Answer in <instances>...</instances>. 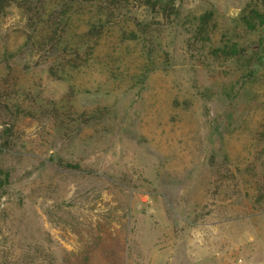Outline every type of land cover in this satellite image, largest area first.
Instances as JSON below:
<instances>
[{
	"label": "rangeland",
	"instance_id": "obj_1",
	"mask_svg": "<svg viewBox=\"0 0 264 264\" xmlns=\"http://www.w3.org/2000/svg\"><path fill=\"white\" fill-rule=\"evenodd\" d=\"M252 1L8 9L0 264H264V66L210 50Z\"/></svg>",
	"mask_w": 264,
	"mask_h": 264
},
{
	"label": "trees",
	"instance_id": "obj_2",
	"mask_svg": "<svg viewBox=\"0 0 264 264\" xmlns=\"http://www.w3.org/2000/svg\"><path fill=\"white\" fill-rule=\"evenodd\" d=\"M36 1L37 4H34ZM76 1L79 3H88L93 4L98 1H106V0H70ZM48 2L47 0H0V18L7 14L8 9L13 6L25 8L32 10L34 14H41L43 10H45V6L47 7ZM155 5H158L156 2ZM45 5V6H44ZM38 6L41 7L40 11ZM172 9V8H171ZM169 9L170 11H172ZM47 13V12H46ZM174 13V12H171ZM179 14L177 13V16ZM214 14L211 12H207L201 15L198 18H195V25L197 27L196 35L199 37L201 36L204 40H210L209 33H211L210 23L213 20ZM240 21L244 30L248 34H257L260 33L261 41L258 45V48L264 46L263 38H264V2L260 3V0H253L249 4L245 6L242 10ZM206 37H204V35ZM263 34V35H262ZM258 48H249L240 42H230L228 44L219 45L215 47H211V54L216 58H222L224 60H229L234 63H243L242 67L249 71L251 74L257 73L256 71L259 70L264 66V55L257 52ZM2 174V173H1ZM5 174V179L7 180L9 175L8 173ZM2 174V175H3Z\"/></svg>",
	"mask_w": 264,
	"mask_h": 264
}]
</instances>
